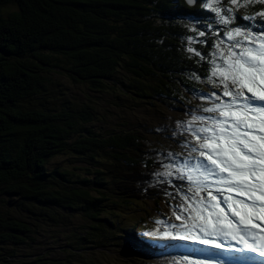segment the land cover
<instances>
[{"label":"trees","instance_id":"trees-1","mask_svg":"<svg viewBox=\"0 0 264 264\" xmlns=\"http://www.w3.org/2000/svg\"><path fill=\"white\" fill-rule=\"evenodd\" d=\"M185 10L193 11L185 0H0V264L18 256L2 253L5 245L35 242L38 224L58 225L74 213L96 222L92 229L132 222L127 238L157 249L141 236L155 219L148 205L172 200L144 190L142 165L147 152L171 142L149 145L140 131H96V110L52 77L61 73L89 91L153 106L186 104L194 98L185 86L207 88L181 72L186 65L200 71L196 57L177 51L179 34L191 27L179 19ZM64 154L89 167L50 168ZM89 241H70L63 256L37 253L31 264H103L85 255Z\"/></svg>","mask_w":264,"mask_h":264},{"label":"snow or ice","instance_id":"snow-or-ice-1","mask_svg":"<svg viewBox=\"0 0 264 264\" xmlns=\"http://www.w3.org/2000/svg\"><path fill=\"white\" fill-rule=\"evenodd\" d=\"M185 3L193 11L179 19L192 34H179L177 51L196 57L200 71L181 72L207 91L185 86L198 102L150 130L174 147L145 154L144 190L173 203L141 236L170 264H264V0Z\"/></svg>","mask_w":264,"mask_h":264},{"label":"rangeland","instance_id":"rangeland-1","mask_svg":"<svg viewBox=\"0 0 264 264\" xmlns=\"http://www.w3.org/2000/svg\"><path fill=\"white\" fill-rule=\"evenodd\" d=\"M53 80L57 81L67 91L68 96L74 101L88 105L96 110L97 120L93 123V128L101 133L109 131H140L149 141V145H154L164 138L160 135L152 134L150 130L156 129L162 121L161 117H181L182 112L173 111L180 105L190 106L196 104V99L186 100V104L155 106L142 101H136L129 96H124L119 92L98 93L87 90L84 84H76L66 75L53 73ZM59 166L67 169H78L83 171L89 167L83 158H77L68 154L59 155L50 164V168ZM82 168V169H80ZM173 203L162 202L160 206L151 201L148 205L152 211L150 218H168L170 216V205ZM65 214V211H64ZM96 222L90 221L81 214H69L63 221L55 225L54 223H42L35 227V242L28 241L22 245H5L4 251L14 252L18 256L12 259L9 264H31L32 258L48 253L51 257L64 255L63 248L70 241H78L79 237H88L84 249L85 255L103 264H170L167 255L162 256L160 249L143 250L136 245H131L128 241V233L124 229H129L132 222H122L112 226L108 222L99 223L98 229L90 228ZM100 244L102 246H100ZM171 251V250H169ZM31 255V257H26ZM34 255V256H33ZM0 256V263L3 262Z\"/></svg>","mask_w":264,"mask_h":264},{"label":"bare ground","instance_id":"bare-ground-1","mask_svg":"<svg viewBox=\"0 0 264 264\" xmlns=\"http://www.w3.org/2000/svg\"><path fill=\"white\" fill-rule=\"evenodd\" d=\"M259 259V258H258Z\"/></svg>","mask_w":264,"mask_h":264}]
</instances>
